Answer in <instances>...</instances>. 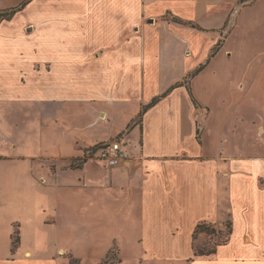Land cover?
<instances>
[{"label":"crops","instance_id":"0c3cea01","mask_svg":"<svg viewBox=\"0 0 264 264\" xmlns=\"http://www.w3.org/2000/svg\"><path fill=\"white\" fill-rule=\"evenodd\" d=\"M23 1L0 0V12ZM242 4L30 0L0 18V103L14 122L13 156L0 159V175L12 166L26 223L42 212V227H53L59 204L80 236L104 230L116 245L139 243L133 264H264V99L244 79L231 86L221 61ZM112 140L124 146L123 164L85 159ZM67 188L91 198L76 206ZM203 223L230 233L215 253L196 256ZM27 225H10L0 264L79 260L61 245L58 255L26 249ZM35 230L34 245L62 243ZM126 260L119 251L117 264Z\"/></svg>","mask_w":264,"mask_h":264},{"label":"rangeland","instance_id":"374dc122","mask_svg":"<svg viewBox=\"0 0 264 264\" xmlns=\"http://www.w3.org/2000/svg\"><path fill=\"white\" fill-rule=\"evenodd\" d=\"M242 5L249 6L243 9L238 27L228 37L224 48L225 53L223 54L221 61L225 62L229 67L228 78L231 86L235 85V82L238 83L239 80L244 79L247 85L255 86V91L264 99V0H245ZM237 92L240 93L241 97L246 94V91L241 92L240 89L237 90ZM246 95L249 98L251 97V94ZM1 110L4 109L2 108ZM1 110L0 159L5 157L12 158L11 156H13V153L10 151L9 147L14 141V122L12 121L13 117H11L9 114H6L5 110L4 113ZM3 119H5L7 123H5ZM8 134L11 136H8ZM18 143L21 147H29L27 142L22 137L18 138ZM92 151L93 149H90L85 155L86 160L88 158L95 160V157H92ZM224 153L227 152L224 151ZM81 164L82 162L75 163L71 165V168L77 169L81 167ZM11 167L12 166L4 171L8 172V174L0 175V227L2 234V236H0V255L5 254L7 248L9 247L7 232L10 229V225L12 226V223L18 221L23 224H28L26 227H28L29 237H27V239L29 240L25 242L24 247L26 249H34L36 253H50V255L55 253L54 255H58V248L61 245L62 247L66 248L70 254L72 253L76 258H78L80 260V264H94L95 261L106 257L108 253L109 254L101 262V264H117L119 261V251L120 254L123 253L128 264H133L136 262V259H139L140 261V255L143 248L139 245V243L133 244L130 242L121 243L122 245H116L112 243V239L108 238L109 236L107 234H103L105 232L104 230L102 231L101 235H97L93 229H86L84 230L85 234L80 236V233L83 232L82 230L77 229L76 226H72V224L70 226V224L67 225L65 223L66 221L61 214L62 210L59 204H55V207L59 210V215L56 216L58 218L56 220L57 223H55L53 227H51V225L42 227V212L37 213V215L32 218V221L26 223L24 214H22L19 207L17 206L16 198L18 193L15 191V177ZM52 168L54 171H56L57 166L53 165ZM76 177L77 175H74V180L71 177L69 178L70 180L65 179L64 181L71 184L72 182H77ZM67 190L69 189L67 188ZM69 191H76V193L70 192V194L67 192L64 194V196H66L72 204L79 206L83 201L82 196L85 195V191L79 190L77 188L76 190L70 189ZM88 196L91 198L90 193L87 192L85 195L87 201L90 199ZM50 216L52 215L48 214L45 216V218ZM86 225L88 226L87 220ZM14 227L17 231H15L16 234L13 238V242L19 238L17 229L18 225L14 224ZM14 227L12 226L13 229ZM35 228V231L40 230V232L43 234L47 233L48 236H55L56 233L60 234L63 238L62 243L55 245V243L48 241V244L45 245H34L30 240L33 234V229ZM218 231L220 233L215 235L210 233V229H208V232H198L195 235L194 245L200 246L205 250L212 248L215 244L223 241L227 237L229 228L227 226L225 231H221L220 229H218ZM153 247L154 253L160 252L158 246ZM79 260H74L73 263L79 264Z\"/></svg>","mask_w":264,"mask_h":264},{"label":"built area","instance_id":"2783aa9c","mask_svg":"<svg viewBox=\"0 0 264 264\" xmlns=\"http://www.w3.org/2000/svg\"><path fill=\"white\" fill-rule=\"evenodd\" d=\"M202 128V123L200 122ZM92 157L106 164L110 169L118 167L126 160L124 146L119 140L104 142L91 152Z\"/></svg>","mask_w":264,"mask_h":264},{"label":"trees","instance_id":"16d2710c","mask_svg":"<svg viewBox=\"0 0 264 264\" xmlns=\"http://www.w3.org/2000/svg\"><path fill=\"white\" fill-rule=\"evenodd\" d=\"M245 0H241V3H243ZM30 2V0H24L19 6H17V7H15V8H12V9H10V10H7V11H5L4 13H2V12H0V18H4V19H10V18H12L15 14H17L19 11H21V10H23L27 5H28V3ZM154 103H156V100L155 101H153V103L152 104H154ZM151 104V105H152ZM94 149H96V148H94ZM228 228H229V233H230V226H228ZM208 229H210L211 230V234L212 235H215V234H217V233H220L219 231H218V229H216L214 226H212V225H209V224H200L198 227H197V229H196V231H195V235L198 233V232H208ZM229 233H228V235H227V237L223 240V241H221V242H219V243H217V244H215L212 248H210V249H207V250H205V249H202L200 246H196V245H194V250H195V255L196 256H204V255H209V254H212V253H215L216 252V250H217V247H219V246H221L222 244H224V243H226L227 241H228V237H229ZM19 238H17L14 242H13V246H14V249H17L18 247H19Z\"/></svg>","mask_w":264,"mask_h":264}]
</instances>
